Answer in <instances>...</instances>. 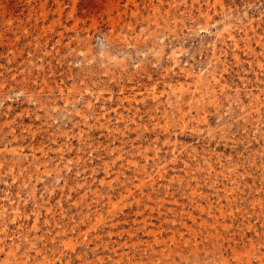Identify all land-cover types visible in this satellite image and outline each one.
<instances>
[{"label":"rangeland","instance_id":"374dc122","mask_svg":"<svg viewBox=\"0 0 264 264\" xmlns=\"http://www.w3.org/2000/svg\"><path fill=\"white\" fill-rule=\"evenodd\" d=\"M0 264H264V0H0Z\"/></svg>","mask_w":264,"mask_h":264},{"label":"bare ground","instance_id":"6f19581e","mask_svg":"<svg viewBox=\"0 0 264 264\" xmlns=\"http://www.w3.org/2000/svg\"><path fill=\"white\" fill-rule=\"evenodd\" d=\"M182 88V87H181ZM180 90V89H179Z\"/></svg>","mask_w":264,"mask_h":264}]
</instances>
